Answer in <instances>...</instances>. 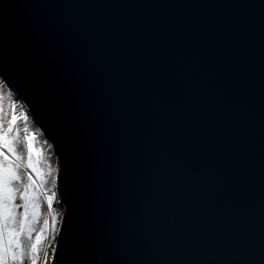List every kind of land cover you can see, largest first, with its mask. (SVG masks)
Returning a JSON list of instances; mask_svg holds the SVG:
<instances>
[{
	"label": "snow or ice",
	"instance_id": "obj_1",
	"mask_svg": "<svg viewBox=\"0 0 264 264\" xmlns=\"http://www.w3.org/2000/svg\"><path fill=\"white\" fill-rule=\"evenodd\" d=\"M222 26L236 35L246 32L242 18L161 17L141 11L116 16L98 11L94 19L81 15L67 21L25 20L13 26L14 39L28 60V81L7 61L0 62V264H91L75 256L62 260L57 245L46 240L50 232L55 240L61 222L53 209L56 176L26 125V134L18 135L14 104L5 128L4 95L11 97L13 88L23 87L38 105L41 93L58 103L77 155L82 212L91 236L135 205L166 199L161 184L173 188V181L182 177L195 186L209 172L217 178L224 174L219 114L242 95V60L206 58L188 46L193 33L209 41L212 29ZM54 133L65 146L66 164L71 167L68 138ZM21 143L26 151L18 149ZM207 195L211 206L213 193ZM45 202L47 214L42 210ZM188 203L193 202L186 193L177 192L176 210L183 211ZM193 208L199 210L195 203ZM41 220L43 226L38 227ZM62 241L64 247L66 235Z\"/></svg>",
	"mask_w": 264,
	"mask_h": 264
},
{
	"label": "water",
	"instance_id": "obj_2",
	"mask_svg": "<svg viewBox=\"0 0 264 264\" xmlns=\"http://www.w3.org/2000/svg\"><path fill=\"white\" fill-rule=\"evenodd\" d=\"M104 4L158 7H60ZM261 5L262 0H0V62L7 61L26 82L28 60L12 32L13 26L21 21H67L81 15L94 19L98 11L112 16L141 11L161 17L188 15L208 20L246 21L243 34L236 35L222 26L212 29L209 41L203 40L201 33H193L188 41V46L200 56L242 60L245 76L242 95L219 114L223 122L224 174L217 178L209 172L195 186L187 185L182 177L173 181V188L161 184L158 187L166 199L135 205L91 236L82 212L77 155L67 118L47 93L39 95L38 105L27 89H12L14 98L21 102L44 139L52 145L57 159L59 205L64 216L56 245L62 260L75 256L86 258L91 264H264V7ZM54 131L68 138L71 167H67L65 146L57 140ZM177 192H185L199 210L188 203L183 211H177ZM209 192L213 193L211 206Z\"/></svg>",
	"mask_w": 264,
	"mask_h": 264
},
{
	"label": "rangeland",
	"instance_id": "obj_3",
	"mask_svg": "<svg viewBox=\"0 0 264 264\" xmlns=\"http://www.w3.org/2000/svg\"><path fill=\"white\" fill-rule=\"evenodd\" d=\"M14 99H16V98H14L13 95L11 97H9L8 95L5 94L4 97H3V107H4V111L6 113V116H5V128H7V126H8L7 125V121L11 119V113L13 111V109L10 107V104H14L15 105L16 115L19 117L15 127L19 129L18 135L22 138L26 134L25 131H24V129H25L24 126L27 124L29 127H32V124H31V122H29V119L26 116L27 112L23 108L21 102L19 104H16V103L13 102ZM27 114H29V113H27ZM34 125H35V123H34ZM34 125H33V127H34ZM27 134H28V131H27ZM32 138H33V142H36V141L38 142L39 141V138H37V136H36V134L34 132H32ZM38 145L39 146L37 147V150H39L42 153L44 160L47 161V166L50 167L51 169H53L52 175L56 176V185H55V188L53 189L56 192V197L53 200V209L57 213L60 214L61 222H60L59 225H57V227L60 230L61 223H62L63 216H64V211H63V208L59 205L60 200H59V196H58V187H57V159H56V156L53 154L52 147H50V149H48L44 145V143H41V144L39 143ZM17 147L21 151H26V146L23 143L18 144ZM48 187L52 188V184L50 182L48 184ZM42 210H43V212L45 214H47L48 206H47L46 202L42 205ZM37 226L38 227L43 226L42 220L38 222ZM58 233H55V237L56 238H55V240H53V238H52L53 237V233L50 232L49 235L46 237V240L50 241L51 244L56 245Z\"/></svg>",
	"mask_w": 264,
	"mask_h": 264
},
{
	"label": "trees",
	"instance_id": "obj_4",
	"mask_svg": "<svg viewBox=\"0 0 264 264\" xmlns=\"http://www.w3.org/2000/svg\"><path fill=\"white\" fill-rule=\"evenodd\" d=\"M13 102L16 103V104H19V103H20V101H19L18 99H14ZM26 116H27V118L29 119V122H31V124H32V127H29V126L26 124L28 134L32 136V132H34V133L36 134L37 138H39V141H38V142H37V141H36V142H33L35 148L37 149V147L39 146V145H38L39 143H40V144H41V143H44V145H45L48 149H50V147H49V145H50L49 142H47V141L44 139V137H43L42 132L40 131V129H39L37 126H35L36 124L34 125V121H33L32 117H31L29 114H27V113H26ZM33 125H34V127H33ZM24 127H25V126H24Z\"/></svg>",
	"mask_w": 264,
	"mask_h": 264
}]
</instances>
